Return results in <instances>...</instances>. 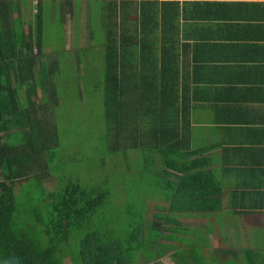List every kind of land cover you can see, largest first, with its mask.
Wrapping results in <instances>:
<instances>
[{"label":"trees","instance_id":"16d2710c","mask_svg":"<svg viewBox=\"0 0 264 264\" xmlns=\"http://www.w3.org/2000/svg\"><path fill=\"white\" fill-rule=\"evenodd\" d=\"M13 5L10 0L8 9L0 10V264H63L66 256L71 264H134L142 255L147 264H156L170 246L176 264H203V256L213 263L205 240L197 242L203 256L193 239L189 246L185 242L189 230L179 216L219 212L222 185L209 170V157L191 151L188 99L167 72L168 64L143 42L131 62L135 49L117 46L116 36L107 34L102 88L113 139L109 151L151 148L162 158L159 185L166 198L152 220L139 224L134 219L124 235L113 238L97 227L110 187L84 185L64 161L56 120L59 58L45 55L42 17L14 16ZM136 101L144 123L147 114L153 116L149 127L135 130L138 134L130 126ZM179 244L188 246L185 253ZM245 257L253 264L248 253Z\"/></svg>","mask_w":264,"mask_h":264},{"label":"crops","instance_id":"0c3cea01","mask_svg":"<svg viewBox=\"0 0 264 264\" xmlns=\"http://www.w3.org/2000/svg\"><path fill=\"white\" fill-rule=\"evenodd\" d=\"M9 1L0 0V10ZM11 1L14 16L42 17L43 31L59 27L66 48L91 47L98 31L102 49L108 33L117 46L135 49L131 62L142 42L162 57L188 99L191 151L209 157L222 185L221 210L203 224L211 223L212 239L217 223L231 229L223 231L226 242L216 239L218 259L211 260L248 253L264 264V0ZM135 103L130 126L138 134L153 116L144 123Z\"/></svg>","mask_w":264,"mask_h":264},{"label":"rangeland","instance_id":"374dc122","mask_svg":"<svg viewBox=\"0 0 264 264\" xmlns=\"http://www.w3.org/2000/svg\"><path fill=\"white\" fill-rule=\"evenodd\" d=\"M44 29L42 39L47 52L45 55L59 58L57 74L59 106L56 120L61 147L65 149L64 161L69 165V170L81 175L84 185L101 183L110 187L111 194L99 209L97 227L113 238L122 236L126 233L128 225L134 223V219L139 224L144 218L146 222L152 220L151 215L156 214L165 203L166 198L162 186L159 185L162 180V158L153 154L154 151L146 145L114 153L109 151L108 145L113 139L107 131L109 124L105 123L104 117L102 88L104 49L99 47L101 33L98 31L94 33L91 47L66 48L64 38L68 35L58 31L59 27L45 26ZM106 170L108 172H102ZM46 187L50 188L48 184ZM15 194L19 201L21 192L18 184L15 185ZM204 218L192 215L179 216L182 227L189 230L185 242H188L189 246L193 239L196 250L201 254L203 245L197 242L208 238L207 251L211 252L213 259H218L215 251L212 252V246L216 244V239L226 242L222 239L223 231L227 233L231 226L224 228L217 223L213 234L216 239H212L210 236L212 225L203 224ZM149 232L151 233V230ZM236 239L240 240L239 237ZM163 242L174 244L168 239ZM228 243L231 244V241L228 240ZM186 247L179 244V250L183 253ZM149 249L154 251L155 245L149 246ZM172 250L174 249L170 246L155 263L176 264L178 257L175 256V250ZM231 257L233 258H226L224 263L218 264L246 262L243 257L235 255ZM202 262L209 264L208 257L203 256ZM63 264H71L68 256L64 257ZM134 264H147V261L142 255Z\"/></svg>","mask_w":264,"mask_h":264}]
</instances>
